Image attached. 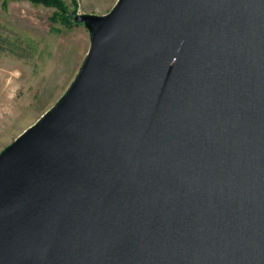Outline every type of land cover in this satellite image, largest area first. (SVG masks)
<instances>
[{
  "label": "water",
  "instance_id": "water-1",
  "mask_svg": "<svg viewBox=\"0 0 264 264\" xmlns=\"http://www.w3.org/2000/svg\"><path fill=\"white\" fill-rule=\"evenodd\" d=\"M60 98L0 151V264H264V0H116Z\"/></svg>",
  "mask_w": 264,
  "mask_h": 264
},
{
  "label": "rangeland",
  "instance_id": "rangeland-1",
  "mask_svg": "<svg viewBox=\"0 0 264 264\" xmlns=\"http://www.w3.org/2000/svg\"><path fill=\"white\" fill-rule=\"evenodd\" d=\"M63 1L69 12L76 5L77 13L95 14L108 12L116 2ZM1 2L0 37L16 41L20 51L30 56L19 57L13 44L0 46V151L66 91L89 47L82 23L51 22L54 8L26 0H8L2 7Z\"/></svg>",
  "mask_w": 264,
  "mask_h": 264
},
{
  "label": "trees",
  "instance_id": "trees-1",
  "mask_svg": "<svg viewBox=\"0 0 264 264\" xmlns=\"http://www.w3.org/2000/svg\"><path fill=\"white\" fill-rule=\"evenodd\" d=\"M7 1L8 0H2L1 2V5L2 7H6L7 5ZM16 1H19V0H16ZM28 2H30L31 4H34V5H43L45 7H51V8H54V11L52 13V15L50 16V20L52 23H60V24H63L65 26H69L71 23H76L74 20H73V16L77 13V10H76V5L75 7L72 9L71 12H69V9L67 8L66 4L64 3L63 0H26ZM73 3L75 4V1L72 0ZM76 24H79V23H76ZM13 44V46H15V50L17 51V53L21 52L18 47V44L16 41H9L8 39L6 38H1L0 37V46L2 44ZM29 46V44H28ZM10 52H15V51H12V49H6ZM25 52V51H24ZM22 53L19 54L18 53V56L19 57H28L30 56L29 54H26V53Z\"/></svg>",
  "mask_w": 264,
  "mask_h": 264
}]
</instances>
